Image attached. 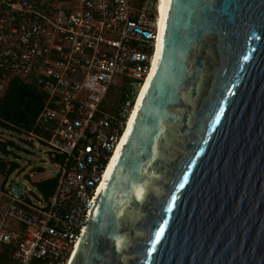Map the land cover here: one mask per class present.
<instances>
[{"label": "water", "instance_id": "1", "mask_svg": "<svg viewBox=\"0 0 264 264\" xmlns=\"http://www.w3.org/2000/svg\"><path fill=\"white\" fill-rule=\"evenodd\" d=\"M160 42L69 264H264V0H161Z\"/></svg>", "mask_w": 264, "mask_h": 264}, {"label": "built area", "instance_id": "2", "mask_svg": "<svg viewBox=\"0 0 264 264\" xmlns=\"http://www.w3.org/2000/svg\"><path fill=\"white\" fill-rule=\"evenodd\" d=\"M158 1L0 0V100L13 79L44 94L28 135L55 173L48 197L0 189V264L70 263L149 79Z\"/></svg>", "mask_w": 264, "mask_h": 264}, {"label": "trees", "instance_id": "3", "mask_svg": "<svg viewBox=\"0 0 264 264\" xmlns=\"http://www.w3.org/2000/svg\"><path fill=\"white\" fill-rule=\"evenodd\" d=\"M45 96L38 87L31 83H24L19 79H13L3 97L0 100V128L22 134L34 129L36 118L44 104ZM121 97H118V103ZM116 111V108H115ZM14 146L11 141L0 142V155L9 154V149ZM19 169V164L11 162L7 165L0 158V175H4L5 182L9 176ZM55 186V180H46L34 183V187L43 197H48ZM1 260L6 259V253L2 254Z\"/></svg>", "mask_w": 264, "mask_h": 264}, {"label": "rangeland", "instance_id": "4", "mask_svg": "<svg viewBox=\"0 0 264 264\" xmlns=\"http://www.w3.org/2000/svg\"><path fill=\"white\" fill-rule=\"evenodd\" d=\"M119 81L118 78L115 79V83ZM115 89H112L108 95L107 99V105H110L112 103H117L119 95L117 92V86L115 85ZM120 102V101H119ZM121 103V102H120ZM119 103V104H120ZM11 141L14 143V146L9 149V154L7 155H0V158L9 165L11 162L20 163L23 165H26L25 167H28V163H30L31 167L27 168L25 170L26 173L30 172L32 168L35 170L37 168H42L46 173H48L51 176H54L55 173L52 170V167L50 164H46L47 161L46 155L42 153L41 148H36V140L31 138L27 132H23L22 134H17L16 132H10L4 129L0 128V142H8ZM24 170V168H23ZM22 169H18L13 174H11L8 178V180L5 182L4 175H0V189L4 186L11 185L12 183L16 184H24L28 187V189L31 191V193L26 192L22 189V194L28 195H38L37 189L34 187V180H38L41 175H39V172L35 171L33 172L32 180L29 181V179L24 178V175H22Z\"/></svg>", "mask_w": 264, "mask_h": 264}, {"label": "bare ground", "instance_id": "5", "mask_svg": "<svg viewBox=\"0 0 264 264\" xmlns=\"http://www.w3.org/2000/svg\"><path fill=\"white\" fill-rule=\"evenodd\" d=\"M158 12H159V22H158L159 34H158L157 44H156V48H155V54H154L153 61H152V70H151L149 79L147 80V82L145 84V87H144L145 89H146V87L148 85V82L150 81V78H151V76L153 74V71H154V68H155V65H156V61H157V57H158V54H159V51H160V45H161V42H160L161 41V0L158 1ZM144 88L141 91V93L139 94V96L137 98V101H136V104H135V107L133 108V112H132L131 116L129 117L128 124H127V129H126L125 135H124V137H123V139L121 141L120 147H122V145L124 144V140L126 139L125 138L126 137V134L128 133L129 127H130V125L132 123V120H133V118L135 116V113L137 111V108H138V106L140 104V101L142 99V94H143V92L145 90Z\"/></svg>", "mask_w": 264, "mask_h": 264}, {"label": "crops", "instance_id": "6", "mask_svg": "<svg viewBox=\"0 0 264 264\" xmlns=\"http://www.w3.org/2000/svg\"><path fill=\"white\" fill-rule=\"evenodd\" d=\"M33 131H34V130L28 132V134H29V133H32ZM35 132H36V131H35ZM18 164H19V163H18ZM27 164H28V167H25L26 165H24V164L22 165V164L20 163L19 169H20V170L22 169V171H23V172H21L22 175H24V178L29 179V181L32 180L33 172H35V171L39 172V175H41V177H40L38 180H34L33 183H39V182H43V181L51 180V179H54V180H55L54 176L49 175V174L46 173L42 168H37L36 170H35L34 168H32V169L30 170V172L26 173L25 170H26L27 168H30V167H31L30 163L27 162ZM23 168H24V170H23ZM25 186H26V185H25ZM53 190H54V188H53ZM53 190H52V192H53ZM52 192H51V193H52Z\"/></svg>", "mask_w": 264, "mask_h": 264}]
</instances>
